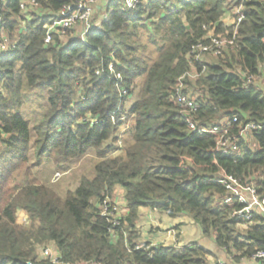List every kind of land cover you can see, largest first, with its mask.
Listing matches in <instances>:
<instances>
[{
  "label": "trees",
  "instance_id": "16d2710c",
  "mask_svg": "<svg viewBox=\"0 0 264 264\" xmlns=\"http://www.w3.org/2000/svg\"><path fill=\"white\" fill-rule=\"evenodd\" d=\"M36 1L40 10L22 14V0H8L4 17L11 45L0 52V264H48L47 248L68 264L218 263L198 244H142L144 209L191 218L230 264L264 253V215L255 212L250 225L233 218L241 207L225 203L216 181L224 171L264 193V0H140L132 12L105 0L86 43L68 32L49 44L47 27L76 0ZM240 6L234 37L235 25L223 19ZM209 33L235 43L220 56L192 54L210 43ZM191 72L196 77H186ZM183 77L198 125L237 119L231 135L252 122L263 126L239 140L238 155L218 152L215 135L189 129L175 102ZM248 77L259 81L246 86ZM33 91L42 104L32 127L22 108ZM90 151L94 176H82L63 197L32 173L46 160L59 166ZM118 191L124 213L115 218ZM19 211L29 224L18 223Z\"/></svg>",
  "mask_w": 264,
  "mask_h": 264
},
{
  "label": "built area",
  "instance_id": "2783aa9c",
  "mask_svg": "<svg viewBox=\"0 0 264 264\" xmlns=\"http://www.w3.org/2000/svg\"><path fill=\"white\" fill-rule=\"evenodd\" d=\"M105 0H76L72 4L65 6L57 19L48 26L47 36L45 43L49 44L52 42L53 35L66 36L68 38H76L83 43L87 42V36L91 29L94 28V16L95 9L99 8L100 4ZM123 9L127 12L134 11L139 4L140 0H121ZM8 5V0H0V52H5L11 45V39L6 32L5 14ZM29 9L40 10V5L36 0H22L21 12L27 14ZM243 7H236L234 15L237 16L235 25L234 37L237 34L238 25L243 20ZM226 22V21H225ZM227 23V22H226ZM227 25V24H226ZM69 32V33H68ZM68 33V34H67ZM210 43L206 45H199L193 48L192 54H210L213 56H220L229 46H233L235 38H227L223 36H216L213 33H209L208 38ZM264 69V64L261 67ZM110 71L113 72V64L109 65ZM99 74V72H98ZM196 74L191 72L186 77L194 78ZM117 80H122L120 74L116 75ZM183 78L180 79L176 86L175 102L180 108V114L187 120L189 129L193 132H198L200 135L212 134L217 137L216 150L223 154L235 156L240 152L239 140H247L250 138V134L253 131H258L263 128L262 125L255 123H249L241 129L238 134H230V128L238 120L234 119L232 122L226 121L220 125L213 126H200L193 119V113L196 112L197 107L193 99H190L184 94V83ZM259 80L256 77H248L246 86H255ZM218 183L222 184L225 188V203L230 206L239 205L241 208L235 210L232 213V217L238 221H243L244 224H253V218L255 212H259L264 215V193L257 189L256 184L251 181L242 183L239 179L221 171L217 175ZM108 202H105L103 207V215L108 214L109 208ZM117 204V203H116ZM117 206V205H116ZM114 208L116 212L117 208ZM41 258L48 261V264H68L63 263L53 249L47 248L41 251ZM81 264H97L94 262H84ZM217 264H229L227 261H218ZM251 264H264V253H257L251 260Z\"/></svg>",
  "mask_w": 264,
  "mask_h": 264
},
{
  "label": "rangeland",
  "instance_id": "374dc122",
  "mask_svg": "<svg viewBox=\"0 0 264 264\" xmlns=\"http://www.w3.org/2000/svg\"><path fill=\"white\" fill-rule=\"evenodd\" d=\"M230 1L234 2L233 4H236L238 2V0H230ZM234 10L230 13L228 12V14H226V16L223 19L226 27L232 26V24H234L235 21ZM144 41L146 42L145 39ZM148 50L150 51L154 50V47L152 45H148ZM139 83H141V81ZM33 92L34 93H32L30 102H28L22 108V111L24 113L23 115L28 120H30V122L32 123V127L35 120L34 112L39 111L42 104L40 98L37 97V93H36L37 91H33ZM135 99L136 96H133L131 99L128 100L126 104L127 109L130 108V106L135 101ZM122 150L123 147L120 146L119 150L116 151L113 156L120 155L122 153ZM29 159H30V164H35L36 160L34 156V151L30 152ZM97 162L98 159L96 158V153L94 151H90L81 160L73 161L68 164H63L59 166L54 164L51 160L50 161L46 160L39 166L32 168L33 171L32 173L35 179L38 180L37 181L38 184H43L48 187H51L56 192L57 195L63 197L68 191H73L78 186L79 180L82 176H87L91 178L94 176V167ZM116 203L118 204L117 205L118 210L116 211V213H114L113 216L115 218H119L124 213V211L121 208V206L124 205L122 191H118L115 204ZM17 218L19 224L27 225L30 223L28 216L22 211L18 212ZM144 226H146V223ZM209 240L210 238L204 237V240L200 242L201 243L200 245L205 246L206 244H208L207 242H209Z\"/></svg>",
  "mask_w": 264,
  "mask_h": 264
},
{
  "label": "crops",
  "instance_id": "0c3cea01",
  "mask_svg": "<svg viewBox=\"0 0 264 264\" xmlns=\"http://www.w3.org/2000/svg\"><path fill=\"white\" fill-rule=\"evenodd\" d=\"M138 226L142 235L140 242L151 246L173 245L176 248H183L193 244L200 245L204 240L194 221L186 216L171 218L168 214L144 209L141 210ZM207 243L205 245L207 247L200 246L211 251L217 261H227L230 264L225 252L218 249L213 238Z\"/></svg>",
  "mask_w": 264,
  "mask_h": 264
}]
</instances>
